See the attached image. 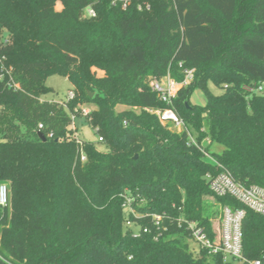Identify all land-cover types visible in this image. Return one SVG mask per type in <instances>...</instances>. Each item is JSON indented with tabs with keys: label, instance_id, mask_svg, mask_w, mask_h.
<instances>
[{
	"label": "trees",
	"instance_id": "1",
	"mask_svg": "<svg viewBox=\"0 0 264 264\" xmlns=\"http://www.w3.org/2000/svg\"><path fill=\"white\" fill-rule=\"evenodd\" d=\"M113 1L0 0V41L19 84L0 78V182L9 192L0 264H205L187 244L188 223L212 236L223 206H242L216 196L207 173L264 187V95L245 91L264 83V0ZM90 6L95 17L84 16ZM186 68L194 78L172 107L200 145L209 136L223 146L211 152L219 166L148 111L168 106L150 79L170 72L183 81ZM54 74L68 77L73 99H43ZM197 90L203 105L191 102ZM86 103L96 108L84 113ZM72 114L85 116L106 152L78 142ZM126 195L140 216L126 212ZM153 214L166 227L158 239L126 224L157 232ZM243 236V253L260 257L264 216L247 209Z\"/></svg>",
	"mask_w": 264,
	"mask_h": 264
},
{
	"label": "built area",
	"instance_id": "2",
	"mask_svg": "<svg viewBox=\"0 0 264 264\" xmlns=\"http://www.w3.org/2000/svg\"><path fill=\"white\" fill-rule=\"evenodd\" d=\"M118 1L122 3L125 9L131 4V0H114L113 3L116 4ZM139 8H142V6L140 5ZM84 16L95 17L96 12L93 7L90 6L85 8ZM7 43L8 41L4 39L0 41V78L5 80L10 88L16 89L19 87V84L15 79L12 66L7 64L6 57L3 53V49ZM182 66L183 64L180 63L179 67L182 68ZM194 74L195 69L186 68L184 70L183 81H177L171 76L170 72L161 79H152L149 85L158 93L160 100L168 104V106L165 109L150 108L148 111L156 114L161 123L165 126H170L173 131L177 133L186 131L189 136V142L196 145L204 152L207 160L219 166L220 164L213 159L211 153L204 148L203 143L201 145L198 143L190 128H188L184 120L179 117L176 110L172 107L173 98L177 96L178 92L183 89L184 86L193 80ZM245 91L248 93V97H251L253 94L264 95V83L248 85L245 87ZM74 97L75 91L70 90L67 100L73 99ZM89 111L90 109L84 107V113ZM71 117L73 122L75 115L72 114ZM74 124L73 122V125ZM40 128H43L42 124H40ZM100 141H103L102 137ZM78 142L82 145L80 139H78ZM81 156L84 161L86 156L83 154H81ZM206 178L211 190L216 196H229L242 206H223L219 217V223L214 225L212 236H210L205 227L200 226L199 223L195 221L189 222L187 227L190 230V236L193 237L199 245V248L196 251L193 250L192 253L200 259L207 258L205 264H264V253L260 257H256V259H249L245 253H243L244 217L247 209L264 216V187L257 184L245 185L236 181L228 170H222L217 175L207 173ZM8 201V186L6 183L0 182V208L7 205ZM133 201V198L126 195L123 202L124 208L128 213L140 216L132 205ZM162 220L163 216L160 214H153L151 216L153 227H155L157 231L154 233L149 226L141 227V225H137L140 226L143 233L152 234L154 238L158 239L160 235L158 231L162 228L166 229V227L163 226ZM179 221L181 224L183 220L180 219ZM126 224L130 229L136 225L129 219L126 221ZM141 230L137 233H133L137 235Z\"/></svg>",
	"mask_w": 264,
	"mask_h": 264
},
{
	"label": "rangeland",
	"instance_id": "3",
	"mask_svg": "<svg viewBox=\"0 0 264 264\" xmlns=\"http://www.w3.org/2000/svg\"><path fill=\"white\" fill-rule=\"evenodd\" d=\"M61 7H62V4L58 3V8L60 9ZM46 84L49 85L50 88L52 89V91L49 92V94L43 97V99L48 100V101L55 100L57 102H64L68 99L70 90L73 89L72 83L70 82L68 77L66 76L64 77L62 75H57V74L50 75L46 81ZM210 89L216 95L223 92L222 88L215 86L213 84H210ZM191 102L197 105L205 104V97H204L203 92L200 90L195 91L191 97ZM84 107L87 109H95L96 105L92 103H86L84 104ZM122 108H124V106L118 107V109H122ZM73 122L75 123L73 127L77 129V136L81 141L83 142L87 141V142L93 143L95 148L99 152H106L108 150L107 144L103 141H100V138H99V135L96 129L92 125H90L89 122H87L84 115L76 116ZM191 131L193 133V136H195V139H197L198 141V134L195 133V131L193 130ZM202 143L205 146H208L211 144L210 151H209L210 153L211 152L219 153L223 148V146L220 144L218 145L216 143H211V138L209 136L204 137ZM213 222L214 224L217 225L219 223V220L215 218L213 219ZM131 229L134 233H137L140 230V226L134 225L133 227H131ZM187 244L189 245L191 251L193 250L196 251L199 248L198 243L191 236H188Z\"/></svg>",
	"mask_w": 264,
	"mask_h": 264
},
{
	"label": "water",
	"instance_id": "4",
	"mask_svg": "<svg viewBox=\"0 0 264 264\" xmlns=\"http://www.w3.org/2000/svg\"><path fill=\"white\" fill-rule=\"evenodd\" d=\"M90 95L93 96V93H90ZM187 106H189L188 102H187ZM39 136H40L41 140L46 141V138H45V136H44L43 133L40 132V133H39Z\"/></svg>",
	"mask_w": 264,
	"mask_h": 264
}]
</instances>
